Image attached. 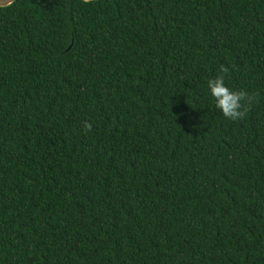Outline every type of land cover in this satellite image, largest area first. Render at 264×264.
<instances>
[{
  "label": "trees",
  "instance_id": "16d2710c",
  "mask_svg": "<svg viewBox=\"0 0 264 264\" xmlns=\"http://www.w3.org/2000/svg\"><path fill=\"white\" fill-rule=\"evenodd\" d=\"M0 264H264V0L0 8Z\"/></svg>",
  "mask_w": 264,
  "mask_h": 264
},
{
  "label": "clouds",
  "instance_id": "9594fccd",
  "mask_svg": "<svg viewBox=\"0 0 264 264\" xmlns=\"http://www.w3.org/2000/svg\"><path fill=\"white\" fill-rule=\"evenodd\" d=\"M90 0H83L87 4ZM229 68L221 65L219 74L207 81V87L215 100L216 107L222 112L225 118L235 120L243 119L250 110L258 93H249L246 90H234L225 84V74ZM92 124L85 121L84 129L91 131Z\"/></svg>",
  "mask_w": 264,
  "mask_h": 264
},
{
  "label": "water",
  "instance_id": "95a60500",
  "mask_svg": "<svg viewBox=\"0 0 264 264\" xmlns=\"http://www.w3.org/2000/svg\"><path fill=\"white\" fill-rule=\"evenodd\" d=\"M14 0H0V8L6 7L8 5H10ZM83 1V0H81ZM90 1H94V0H90Z\"/></svg>",
  "mask_w": 264,
  "mask_h": 264
}]
</instances>
